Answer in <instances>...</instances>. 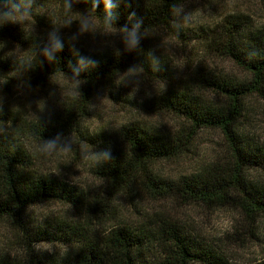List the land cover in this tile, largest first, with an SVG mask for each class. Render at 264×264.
<instances>
[{"label":"trees","instance_id":"obj_1","mask_svg":"<svg viewBox=\"0 0 264 264\" xmlns=\"http://www.w3.org/2000/svg\"><path fill=\"white\" fill-rule=\"evenodd\" d=\"M52 1L71 10L87 11L106 26L103 0H99V7H94L95 0H10V3H18L21 13L33 14L39 6ZM186 1L119 0L118 7L113 9L117 18L112 21V28L119 30L125 25L131 28L143 17L135 48H128L124 42L117 50L94 55L81 53L59 41L62 44L59 50H53V42L37 49L27 68L35 83L43 85L64 75L78 81L81 87L77 96L68 97L49 118L25 119L17 130L0 133V222L7 221L12 226L21 254L14 259L2 252L0 264H228L223 252L191 238L176 221L166 217H151L139 227L120 223L100 233L97 223L106 212V198L90 200L79 188L38 172L24 146L25 139L42 146L56 145L67 137L82 134V123L96 88L111 83L127 69L141 67L158 78L167 76L166 68L147 53L145 41L153 31L172 26L177 16L172 5H183ZM132 11L137 15L129 20ZM9 22H0V43L14 36V26ZM201 32L215 55L229 58L251 80L200 71L181 81L158 97L157 103L181 117L185 125L176 133L160 134L132 122L113 135H103L99 144L104 155L93 173L105 184L103 192L110 198L138 189L156 200L233 206L248 219L257 220L264 216V184L250 180L248 172L264 169V146L244 138L235 125L249 96L264 97V25L250 27L241 18L229 16ZM206 93L216 95L221 102L210 101ZM205 128L223 133L227 157L208 165L199 174L177 180L153 170L155 163L180 156L191 136ZM50 201L75 210L79 213L78 221H55L45 228L35 225L29 210ZM45 242L71 249L64 256L47 258L36 250V246ZM9 250V254L14 251Z\"/></svg>","mask_w":264,"mask_h":264},{"label":"rangeland","instance_id":"obj_2","mask_svg":"<svg viewBox=\"0 0 264 264\" xmlns=\"http://www.w3.org/2000/svg\"><path fill=\"white\" fill-rule=\"evenodd\" d=\"M184 12L176 16L172 26L152 32L145 41L147 53L167 70L158 78L143 68L121 72L112 82L100 84L93 93L82 134L65 138L56 145L43 146L24 140L34 169L82 190L90 200L105 197L106 212L98 231L126 223L139 227L144 220L166 217L176 221L191 238L223 252L228 264L264 262V216L248 219L233 206H210L176 199H153L134 189L128 194L110 198L104 183L93 173L103 157L99 141L113 135L120 127L135 122L156 133H176L185 121L165 111L158 97L197 72L210 71L225 77L251 80V76L229 58L215 55L207 45L202 29H209L226 17H239L250 27L264 25V0H188ZM193 13V22L184 26V13ZM86 18L90 30H80ZM13 37L0 43V133L13 132L27 120L47 119L68 97L77 96L80 83L58 75L43 85L35 83L28 65L39 47L54 41L70 44L81 53L97 55L117 50L125 42L124 34L107 28L94 16L81 9L71 10L58 2L39 6L20 22H9ZM95 25V30H91ZM205 97L217 103L221 99L211 93ZM235 128L244 138L264 146V97L249 96ZM227 145L219 129H200L190 138L186 150L178 157L159 161L153 170L160 176L177 180L199 174L205 167L227 157ZM248 178L264 184V169L250 170ZM110 198V199H109ZM34 224L45 228L61 220H77L79 213L69 206L50 201L31 207ZM10 249H14L11 254ZM70 247L45 242L36 246L47 258L66 255ZM20 258L15 231L7 221L0 222V253ZM197 264V263H194Z\"/></svg>","mask_w":264,"mask_h":264},{"label":"clouds","instance_id":"obj_3","mask_svg":"<svg viewBox=\"0 0 264 264\" xmlns=\"http://www.w3.org/2000/svg\"><path fill=\"white\" fill-rule=\"evenodd\" d=\"M118 3L119 0L117 3H113V0H103L104 10H105V18H104L105 24L106 27L109 29L113 27L112 21L117 18V16L113 12V9L118 7ZM94 7H99V0H95ZM128 7H131V5L129 4ZM19 8L20 5L18 3H10V0H0V22L2 21L22 22L26 18V16L29 15V13L27 12L21 13L19 11ZM172 10L174 14H176L177 16H179L182 12H184L183 5L173 4ZM136 15H137L136 12L132 11L128 16V19L132 20L133 18L136 17ZM183 20L185 21L184 24L185 27L190 26L191 23L189 22L190 21L193 22V13L191 11L184 13ZM143 22H144L143 17H140L131 28L125 25L119 29V31L124 34L125 43L128 48L136 47L139 40V30ZM80 30L82 32L90 30V24L86 18H82ZM91 30L93 31L95 30V25H91ZM61 47L62 44L59 41L53 42V50H59L61 49ZM80 63L83 64L84 60L81 59ZM91 63H95V62H91Z\"/></svg>","mask_w":264,"mask_h":264}]
</instances>
